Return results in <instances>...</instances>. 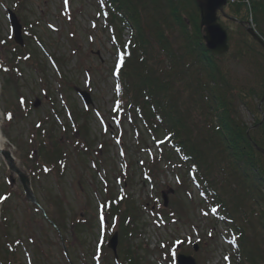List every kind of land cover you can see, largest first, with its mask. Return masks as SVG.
I'll use <instances>...</instances> for the list:
<instances>
[{
  "label": "rangeland",
  "instance_id": "1",
  "mask_svg": "<svg viewBox=\"0 0 264 264\" xmlns=\"http://www.w3.org/2000/svg\"><path fill=\"white\" fill-rule=\"evenodd\" d=\"M101 9L98 0H70L67 7L64 0H0V109L12 115L2 130L29 171L39 204L26 201L16 175L14 188L9 186L8 168L2 162L0 196L8 199L0 208L1 258L7 264H120L107 247L113 234L109 226H115L118 219L107 208L105 214L103 206L109 194L116 197L124 188L141 208V234L132 243L143 264H175L174 250L176 255L192 256L197 264H240V256L233 255L225 237L232 234L230 225L217 222L213 215H203L205 200L185 165L172 157L175 170L166 166L160 157L165 146L152 140L143 120L138 116L135 125L127 112L113 111L120 98L118 80L112 73L118 52ZM9 10L24 27L23 47L13 40ZM189 10L194 11V7ZM155 12L151 8L143 12L144 21L157 18ZM220 22L233 37L230 53L215 61L228 76L230 86L224 93L238 94L255 108L260 97L254 92L264 77L257 62L264 64V57L238 24L224 17ZM113 32L121 46L132 38L123 24L116 23ZM174 36L173 46L179 51L180 35ZM242 40L254 44V52L245 46L238 55L236 42ZM185 63L188 76L204 81L211 78L208 69L194 63L191 56ZM79 91L89 93L92 103L86 105ZM190 99L186 88L174 108L176 114L183 113L191 141L203 150L212 129L206 125L205 107H194ZM122 101L129 103L124 95ZM234 107L240 123L251 127L261 119L242 100ZM195 125L201 127L197 130ZM135 127L142 136L138 137ZM165 128L162 124L161 140L166 137ZM83 136L90 145L89 153L79 144ZM52 137L61 140L66 154L60 163L48 157L54 151ZM213 161L216 163L214 157ZM153 170L158 177L146 182L145 172ZM162 193L168 207L163 206ZM256 228L255 218L247 222V237L258 244ZM114 229L119 233L120 256L125 245L119 230ZM178 242L179 249L174 247ZM119 259L123 264L124 258ZM260 262L264 264V255Z\"/></svg>",
  "mask_w": 264,
  "mask_h": 264
},
{
  "label": "trees",
  "instance_id": "2",
  "mask_svg": "<svg viewBox=\"0 0 264 264\" xmlns=\"http://www.w3.org/2000/svg\"><path fill=\"white\" fill-rule=\"evenodd\" d=\"M104 2V9L108 13L107 25L114 35L117 55L123 54V66L119 73H116L118 80L116 85L120 86L117 92L120 98L117 100L122 101L124 95L129 103L120 101V112L123 114L127 112L132 124L136 123L135 120L139 116L146 129L151 132L152 140L156 144H164L165 148L160 149V157L166 160V166L175 170L172 157H176L185 165L188 176L192 177L204 197L203 203L207 214L212 210L217 221L230 225L228 230H232L230 235L232 237L229 236L228 241L233 255L240 256V264H262L260 261L264 255L262 246L264 154L249 140L247 131L250 126L237 120L238 111L234 107L242 100L248 109L259 113L258 106L254 108L238 94L229 96L224 93V91L228 93L227 88L230 86L228 76L215 61L226 55L215 57L206 50L196 2L194 0H104ZM190 7H194V11L189 10ZM150 8L156 11L154 14L158 16L157 18L152 16V21L147 23L144 21L143 12ZM228 11L230 15L233 14L232 16L240 20L252 19L257 31L264 38V0H239L230 4L227 13ZM116 23L129 28L134 41L131 40L126 46H121L113 32ZM175 33L180 35L182 42L179 51L173 46ZM253 42L258 45L254 40ZM254 44L247 40L237 41L238 55L245 50V46L249 51H254ZM188 56L194 59V63L198 62L208 69L211 76L208 81L188 76L185 69ZM186 88L191 92L192 105L201 110L205 107L203 115L206 125L212 129L203 150L199 148L197 142L191 141L192 138L183 125V113L179 111V114H176L174 108V104H178ZM263 89L264 77L261 80V91H255L254 94L261 98ZM213 119L216 125L212 123ZM162 124L167 127L165 128L167 134L163 140L159 138L163 133ZM200 127L195 125L194 129L198 130ZM135 132L138 137L143 135L137 127ZM250 133L252 139L264 148V122ZM258 134L261 138L257 136ZM59 140L52 137L50 146L54 147V151L48 154V157L51 156L50 158L58 163L66 155ZM79 144L85 152H90V145L87 144L85 136ZM145 175L146 182L154 181L158 177L154 170L146 171ZM123 193L120 198L109 194L107 199L110 215L118 219L114 227L119 230L121 242L125 245L122 246L120 257L124 258L121 259L123 264H143L142 257L132 243L141 234L142 227L139 225L141 208L136 206L137 203L124 192V189ZM252 218L257 221L258 244L247 237V222ZM7 262L0 256V264Z\"/></svg>",
  "mask_w": 264,
  "mask_h": 264
},
{
  "label": "water",
  "instance_id": "3",
  "mask_svg": "<svg viewBox=\"0 0 264 264\" xmlns=\"http://www.w3.org/2000/svg\"><path fill=\"white\" fill-rule=\"evenodd\" d=\"M195 1L197 2L198 8L200 9V16H201L200 27L204 31L203 40L205 42L206 49L209 52H211L214 56L224 55L230 49L228 31L219 21V14L245 26L246 31L264 48V40L256 32L253 25L251 24V21L237 20L236 18L229 16L225 12V7L227 6L228 0H195ZM10 17H11L12 26L14 28L15 40L20 45H23L24 41L22 37V25L18 21L14 12L10 11ZM0 90H1V84H0ZM80 94L82 95V97L84 98L87 104L92 103L89 93H87L86 91H80ZM263 101H264V95L261 100V103ZM4 121H5V117L0 109V131L2 134L1 137L4 140L6 139L5 146L0 150V155L2 156L3 162L7 165L8 168V174H7L8 182L11 188H14L15 186L14 178L16 175L21 181L26 201L34 205H38V201L34 195V191L32 188L31 175L29 171L26 169V167H24L21 161L16 157V149L9 142V140L6 138V136L2 131V126ZM253 144L259 151L264 153V149L260 148L254 142ZM163 195L165 199V205H167L168 202L167 197L164 193ZM1 206L2 203H0V208ZM108 245L117 255L118 233H115L113 235ZM178 263L197 264L192 256H186L182 254L178 256Z\"/></svg>",
  "mask_w": 264,
  "mask_h": 264
},
{
  "label": "snow or ice",
  "instance_id": "4",
  "mask_svg": "<svg viewBox=\"0 0 264 264\" xmlns=\"http://www.w3.org/2000/svg\"><path fill=\"white\" fill-rule=\"evenodd\" d=\"M104 2V0H100V3H103ZM64 5H65V7H67L68 6V0H64ZM51 27V26H50ZM93 27H95V24H93ZM123 66V54H119L118 55V59H117V63H116V65H115V68H116V73L118 74L119 73V70H120V68ZM5 71H7V69H5ZM119 89H120V86L119 85H117L116 86V90H117V92H119ZM21 103H23V98H21ZM120 101L119 100H117L116 102H115V107H114V109H113V111H116V112H119L121 109H120ZM7 118L10 120V119H12V115H11V113H9L8 114V116H7ZM37 127H39V125H37ZM118 143H119V141H117ZM124 153H123V151H121V155H123ZM63 166V165H62ZM45 171H48V169L47 168H45ZM10 195V194H9ZM6 199H8V196H0V203H2L4 200H6ZM102 219V221H103V217L101 218ZM103 226V225H102ZM17 242H19V241H17ZM179 243V242H178ZM226 259H227V257H226Z\"/></svg>",
  "mask_w": 264,
  "mask_h": 264
},
{
  "label": "bare ground",
  "instance_id": "5",
  "mask_svg": "<svg viewBox=\"0 0 264 264\" xmlns=\"http://www.w3.org/2000/svg\"><path fill=\"white\" fill-rule=\"evenodd\" d=\"M2 134H1V131H0V150L5 146V142H6V139H2ZM4 137V135H3ZM2 162H3V159H2V156L0 155V167L2 165Z\"/></svg>",
  "mask_w": 264,
  "mask_h": 264
},
{
  "label": "flooded vegetation",
  "instance_id": "6",
  "mask_svg": "<svg viewBox=\"0 0 264 264\" xmlns=\"http://www.w3.org/2000/svg\"><path fill=\"white\" fill-rule=\"evenodd\" d=\"M259 73L262 74L264 71V64L257 62Z\"/></svg>",
  "mask_w": 264,
  "mask_h": 264
}]
</instances>
